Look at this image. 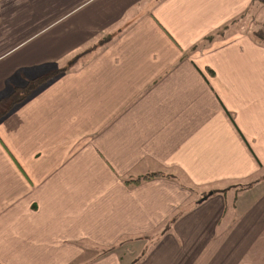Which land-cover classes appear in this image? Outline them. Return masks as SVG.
<instances>
[{
  "label": "crops",
  "instance_id": "1",
  "mask_svg": "<svg viewBox=\"0 0 264 264\" xmlns=\"http://www.w3.org/2000/svg\"><path fill=\"white\" fill-rule=\"evenodd\" d=\"M253 1L0 0V93L64 68L0 118V264H264V43L203 39Z\"/></svg>",
  "mask_w": 264,
  "mask_h": 264
},
{
  "label": "trees",
  "instance_id": "2",
  "mask_svg": "<svg viewBox=\"0 0 264 264\" xmlns=\"http://www.w3.org/2000/svg\"><path fill=\"white\" fill-rule=\"evenodd\" d=\"M258 4H264V2L255 0L253 3L240 15H238L236 18H233L232 20L228 21L226 24L222 25L221 27L215 29L208 35H206L203 39L204 41H208L220 36H224L232 31H238L239 29H242L243 32L248 33L253 39L260 43H264V13L262 14V19H259L257 17L256 12L257 8L259 7ZM60 69H53L46 73H42L39 75L34 76L33 78L29 79L26 83L16 85L13 87L11 91H3L0 93V118L6 114L10 108L13 106H16L17 104H20L28 95H30L38 86L45 83L47 80L52 78L56 73H58ZM166 176L171 178H182V175L180 176L178 173L174 172L173 170H166L164 168H161L157 171L147 172L142 177H129L130 175H127L125 180L129 183H136L141 181V179H146L154 176ZM251 181H254L253 179L248 181L247 179L241 180V181H222L220 184L211 186L207 190H204L201 195H199L196 198V202L202 201L210 194L216 193L218 191H225L230 188H235V192H240L243 189H246L247 186L251 183ZM193 188V187H190ZM170 220L164 222L163 224H160L158 228H156L153 233L158 232H164L166 229L170 228L172 224H169ZM150 234L145 233L143 236H148ZM137 236H124L122 237L119 242H121L124 239L132 238ZM114 246H107L102 248V251H109ZM136 264V260L132 263Z\"/></svg>",
  "mask_w": 264,
  "mask_h": 264
},
{
  "label": "rangeland",
  "instance_id": "3",
  "mask_svg": "<svg viewBox=\"0 0 264 264\" xmlns=\"http://www.w3.org/2000/svg\"><path fill=\"white\" fill-rule=\"evenodd\" d=\"M261 10H257V12H256L257 17H262V15L260 13L264 12V8H261ZM238 31H242V29H239Z\"/></svg>",
  "mask_w": 264,
  "mask_h": 264
}]
</instances>
